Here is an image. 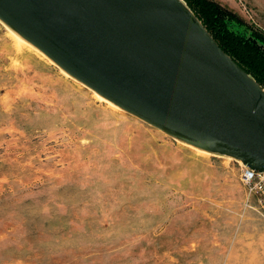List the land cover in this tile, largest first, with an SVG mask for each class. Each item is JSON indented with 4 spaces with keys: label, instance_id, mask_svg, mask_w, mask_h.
Returning a JSON list of instances; mask_svg holds the SVG:
<instances>
[{
    "label": "rangeland",
    "instance_id": "obj_1",
    "mask_svg": "<svg viewBox=\"0 0 264 264\" xmlns=\"http://www.w3.org/2000/svg\"><path fill=\"white\" fill-rule=\"evenodd\" d=\"M215 1L264 36V0ZM11 30L0 19V264H264L241 161L98 97Z\"/></svg>",
    "mask_w": 264,
    "mask_h": 264
},
{
    "label": "water",
    "instance_id": "obj_2",
    "mask_svg": "<svg viewBox=\"0 0 264 264\" xmlns=\"http://www.w3.org/2000/svg\"><path fill=\"white\" fill-rule=\"evenodd\" d=\"M0 19L125 111L264 172V88L179 0H0Z\"/></svg>",
    "mask_w": 264,
    "mask_h": 264
},
{
    "label": "trees",
    "instance_id": "obj_3",
    "mask_svg": "<svg viewBox=\"0 0 264 264\" xmlns=\"http://www.w3.org/2000/svg\"><path fill=\"white\" fill-rule=\"evenodd\" d=\"M186 1L202 19L222 49L264 87V36L253 34L246 37L241 32L230 30L228 27L230 19L238 17L225 10L215 0Z\"/></svg>",
    "mask_w": 264,
    "mask_h": 264
},
{
    "label": "built area",
    "instance_id": "obj_4",
    "mask_svg": "<svg viewBox=\"0 0 264 264\" xmlns=\"http://www.w3.org/2000/svg\"><path fill=\"white\" fill-rule=\"evenodd\" d=\"M241 179L249 186L250 193L258 194L259 203L264 207V172L256 171L245 164H241Z\"/></svg>",
    "mask_w": 264,
    "mask_h": 264
},
{
    "label": "bare ground",
    "instance_id": "obj_5",
    "mask_svg": "<svg viewBox=\"0 0 264 264\" xmlns=\"http://www.w3.org/2000/svg\"><path fill=\"white\" fill-rule=\"evenodd\" d=\"M180 2H182L183 3V1L182 0H179ZM184 4V3H183ZM12 31V32H11ZM10 32L12 33V35L16 38V39H18L20 42H23V43H26V44H28V45H30V44H32L30 41H28V40H26V39H24V38H22L17 32H16V30L14 31L13 30V28H12V30H11ZM18 41V42H19ZM30 43V44H29ZM31 46V45H30ZM37 48V47H36ZM95 93L98 95V97H100V98H103L104 99V97L102 96V95H100L98 92H96L95 91ZM106 100V99H105ZM109 101V100H108ZM111 104H113V105H115L114 103H112L111 101H109ZM115 106H117V105H115ZM191 145V144H190ZM198 148V147H197ZM203 150V149H202ZM206 152V151H205Z\"/></svg>",
    "mask_w": 264,
    "mask_h": 264
},
{
    "label": "crops",
    "instance_id": "obj_6",
    "mask_svg": "<svg viewBox=\"0 0 264 264\" xmlns=\"http://www.w3.org/2000/svg\"><path fill=\"white\" fill-rule=\"evenodd\" d=\"M243 1V0H242ZM263 20V18H261ZM263 23H264V20H263Z\"/></svg>",
    "mask_w": 264,
    "mask_h": 264
}]
</instances>
